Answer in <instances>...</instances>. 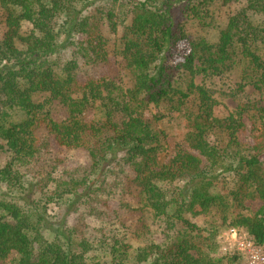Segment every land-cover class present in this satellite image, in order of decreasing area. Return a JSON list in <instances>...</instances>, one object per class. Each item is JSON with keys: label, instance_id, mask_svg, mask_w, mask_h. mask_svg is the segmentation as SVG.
Listing matches in <instances>:
<instances>
[{"label": "trees", "instance_id": "16d2710c", "mask_svg": "<svg viewBox=\"0 0 264 264\" xmlns=\"http://www.w3.org/2000/svg\"><path fill=\"white\" fill-rule=\"evenodd\" d=\"M233 3L240 8L218 23L212 5ZM0 9V141L9 156L0 165V264H225L216 256L225 225L264 246V0H0ZM178 12L214 29L215 41L191 39ZM114 39L132 86L92 74L81 82L109 61ZM185 40L190 52L169 64ZM235 72L238 90L252 87L258 100L219 118L197 78ZM54 105L65 120H55ZM90 107L98 120L86 119ZM151 107L190 123L165 163L166 133L147 118ZM53 142L85 150L89 165L58 175ZM226 174L235 187L216 192ZM186 210L216 212L221 224L200 227ZM132 211L138 248L117 228Z\"/></svg>", "mask_w": 264, "mask_h": 264}, {"label": "rangeland", "instance_id": "374dc122", "mask_svg": "<svg viewBox=\"0 0 264 264\" xmlns=\"http://www.w3.org/2000/svg\"><path fill=\"white\" fill-rule=\"evenodd\" d=\"M240 6L241 5L236 3L227 6L218 5L214 7L212 5L211 11L213 12V15L216 16L215 19L218 23L225 24L229 16L232 13L236 12L240 8ZM181 15L183 14H180V12H178V17L185 26V31L191 39H201L206 37L211 41H215L216 32L214 29L206 27L205 25L201 24L199 20L188 19ZM30 28V25L25 24L24 32H28ZM5 31L6 26L4 24V13L0 9V39H2V37L4 36ZM114 41L115 39L110 46L111 58L109 59V61L92 66L89 71L81 73L79 76L81 82L84 83L87 80L89 74H92L96 78H106L109 80L118 81L119 83H122L126 88L132 86L126 67L121 60L122 58L116 56L113 52L114 47L112 45ZM189 52V41L185 40L180 42L174 52L168 55V63L171 65H175L179 62H182ZM238 77L239 74L235 72L232 73L231 76L229 75L210 78L198 76L197 78V82L203 83L208 89H211L214 97L216 98L218 103L215 107V115L219 118H227L235 114L240 105L245 103L247 100H258V97L256 96L257 93H255V90L252 87H247L245 89V92L238 90ZM36 101L46 102L47 99L45 96H39L36 98ZM258 107L264 108V101L258 102ZM193 109L195 108L193 107ZM53 113L54 118L57 121H63L68 117L66 111L57 105H54ZM158 113H160V115H163V118L160 121L156 122L154 120V115ZM261 116L263 117L264 123V112L261 113ZM99 117L100 111L98 109L90 107L87 110L86 119L98 120ZM147 118L151 121H154L155 126L166 133V139L163 141L160 149V161L165 163L177 153L179 149L178 146L182 144L185 136L190 130L188 115L185 113L170 112L164 108L156 109L155 107H151L150 111L147 113ZM53 149L63 159V165L60 167L58 175L66 167L89 165L88 153L83 149L66 150L60 148L55 142H53ZM8 161V153L6 151V148H4V144L0 141V165L4 166ZM235 185L236 179L232 175L226 174L221 176L219 178V181H217L215 191L220 193H227L228 191L233 189ZM132 205L135 206V202H132ZM257 207L258 205L254 204L252 209L256 210ZM186 217L200 227L211 222L220 223L221 218L216 212L196 215L193 212H189L188 210H186ZM139 221L140 214L136 211L124 212L122 216V223L117 226L121 236L126 234L135 248L141 247L144 241L143 239L137 240L132 236V233L136 230ZM89 223L92 226H97L95 220H91L89 221ZM232 228L235 227L225 225L220 229V232L217 236L218 250L216 256L224 260L225 264H245L240 260V258L238 259V261L234 260V258H232L233 254H231L230 252H224L222 250L223 246L228 245L229 236H226V234Z\"/></svg>", "mask_w": 264, "mask_h": 264}, {"label": "built area", "instance_id": "2783aa9c", "mask_svg": "<svg viewBox=\"0 0 264 264\" xmlns=\"http://www.w3.org/2000/svg\"><path fill=\"white\" fill-rule=\"evenodd\" d=\"M226 236L229 238L222 248L224 252L237 255L245 264H264V246H258L245 231L232 228Z\"/></svg>", "mask_w": 264, "mask_h": 264}]
</instances>
